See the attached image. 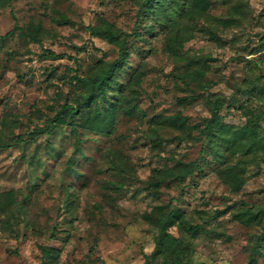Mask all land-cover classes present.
Wrapping results in <instances>:
<instances>
[{"label":"rangeland","instance_id":"obj_1","mask_svg":"<svg viewBox=\"0 0 264 264\" xmlns=\"http://www.w3.org/2000/svg\"><path fill=\"white\" fill-rule=\"evenodd\" d=\"M139 1L11 0L0 9V194L11 193L0 264H140L155 234L141 214L159 205L200 224L190 264H264V160L235 147L214 154L199 132L215 98L220 122L237 129L253 115L264 131V0H206L202 17L187 13L189 0H170L165 27L150 15L136 25ZM101 19L118 42L88 33ZM13 25L39 26V42L18 30L3 36ZM134 25L116 85L97 104L109 115L127 100L133 116L117 109L109 129H97L93 109L82 110L75 136L62 113L83 92L73 74L115 60ZM176 112L189 130L148 121ZM56 115L64 121L50 122ZM178 161L201 171L150 185ZM228 167L243 168L237 190L218 176Z\"/></svg>","mask_w":264,"mask_h":264},{"label":"trees","instance_id":"obj_2","mask_svg":"<svg viewBox=\"0 0 264 264\" xmlns=\"http://www.w3.org/2000/svg\"><path fill=\"white\" fill-rule=\"evenodd\" d=\"M170 0H140L136 14L135 24L139 22V18L145 15H150L154 21L160 26L165 27L167 25L166 18L168 11L172 10L171 4H168ZM11 0H0V9L9 5ZM189 9L187 13H193L200 17L205 15L207 8L206 0H189ZM227 20H222L221 23L225 24ZM130 33L123 34L122 45L118 48L117 57L112 62L101 66L97 71L84 77L73 74V78L79 83L83 92L78 94V101L74 106L63 104L62 113L65 114L67 122L70 123L76 136V131L73 128V118L81 117L82 110L93 109V117L91 125L97 129H106L112 125L110 116L117 109H121V112L127 116H133L134 106L128 104L127 100H124L125 106L118 108L114 106L112 112L106 115L98 108V103L105 99L106 92L116 85L115 76L118 71L123 67L128 57V51L126 49V41L130 37L136 36V28ZM13 30H18L21 36H26L35 42L38 41L39 26L31 25L27 31L21 30L18 26L13 25L12 29L6 32L3 36H8ZM86 30L92 36H96L104 39L108 43H116L120 40V32L115 30L110 23L101 19L98 26H86ZM212 37V33L210 34ZM175 39L177 41L185 40L183 34L175 32ZM41 57L50 59L58 58V54L49 49H42ZM196 73L200 75L202 70L197 69ZM219 98H215L212 106L209 109V117L204 119V123L199 129V132L207 140L209 145L214 148V154L219 153V149H230L235 147L241 151L244 155L251 154V158L260 157L264 160V155L257 153L264 149V131L260 135V130L257 126L256 118L253 115H249L245 120V123L237 129H231L230 126L219 121ZM57 121L62 123L64 121L63 116H54L50 122ZM149 123H154L167 128L189 130L186 117L176 112L171 115H156L152 116ZM55 126L54 124H52ZM77 140V137L75 138ZM196 171H201V166L195 162H176L174 166L158 171V180L153 182L152 186H155L158 182L164 181H177L180 182L183 178L190 176ZM227 175L218 176L233 190H237L241 183L242 178L240 174L243 173V168L236 169L234 167H228ZM4 200L7 204H4ZM11 205V193L9 191L0 194V214L8 210ZM141 218L152 225L155 229V234L152 238V249L149 253L142 254V261L140 264H190L191 255L194 251L193 240L201 232V226L198 223L191 222L183 213L182 210L176 206L166 208L159 205L152 208L150 211H145L141 214ZM175 228L178 235H173L169 229ZM42 255H50V251L47 247L41 248ZM253 261V260H252ZM254 262V261H253Z\"/></svg>","mask_w":264,"mask_h":264}]
</instances>
